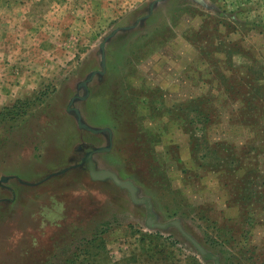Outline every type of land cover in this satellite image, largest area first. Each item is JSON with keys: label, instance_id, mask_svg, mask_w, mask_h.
Returning a JSON list of instances; mask_svg holds the SVG:
<instances>
[{"label": "rangeland", "instance_id": "obj_1", "mask_svg": "<svg viewBox=\"0 0 264 264\" xmlns=\"http://www.w3.org/2000/svg\"><path fill=\"white\" fill-rule=\"evenodd\" d=\"M156 1L0 0V264H264V0ZM110 100L98 168L140 203L87 163L48 176L81 162L74 119L34 141L48 105Z\"/></svg>", "mask_w": 264, "mask_h": 264}, {"label": "crops", "instance_id": "obj_2", "mask_svg": "<svg viewBox=\"0 0 264 264\" xmlns=\"http://www.w3.org/2000/svg\"><path fill=\"white\" fill-rule=\"evenodd\" d=\"M81 85H82V83H81ZM84 87H86V86H84ZM89 95H90V93H87V96L85 98H83V97L82 98L79 97V98L84 100V99H87L89 97ZM73 100H75V99L72 98L71 101H70V104H72V105L74 104V102H72ZM108 104H109V102H108ZM107 107H108V105H107ZM107 107L105 105H104V109L101 108V107H95L94 110L92 111L93 113L91 112L89 114L83 113V112H81V110L78 109L80 111L81 115H82L83 122L90 129L105 130L104 132H99V133H96V132H93L90 129H85V128L81 127V125L79 124V121H78V117H77L75 111L73 110L75 108H69V109L66 108V110H67V111L65 110L66 114L65 115L60 114L62 116L57 115L54 103L51 104V105H48L45 108L44 114L47 115L49 121L46 122V124L44 123V125H42L43 128L41 130L34 132V134H35L34 141H35L36 145H41V143L43 141H45V140L44 139L39 140L38 138L42 137L43 136L42 134H45V135L47 134L49 137L54 138V140L57 143L62 144L64 146H71L72 143H73V141H72L73 138H72L71 135L69 136V134L67 132V129H66V126H65L64 118H66V116H68L67 118L74 119V122L76 123V125H75L76 126V131L79 132L80 136L82 137V140L80 142L81 145H82L81 146L82 147L81 150H82V155H83V157L81 158V162L78 163V164H75V165L72 164V166H70L69 168L62 169L61 171H55V170L52 169L50 174H48V176L50 178H54V177H57V176H60V175L64 176L70 170L72 172L73 170H81V169H82V171H79L80 175L84 176L85 174L83 173V167H81V166L85 163L84 162V158L86 157L87 153L91 152L92 149L95 147L94 144L96 143V141H99V140H101L103 138H106L108 140V142H109V145L111 144L109 150H103L101 152H98V153L94 154L93 161L96 164L97 168H98V164H97L98 161L96 160V157L98 155L104 154L106 152L109 153V152L112 151L113 145L116 142V135H115L113 127H109V126H112L113 119H112V115L110 114V109H108ZM96 112H101L100 113V117L101 118H96V115H95ZM91 121L94 122V123H90ZM104 134H107V136H104ZM25 141H27V143H28V142H30V139H26ZM51 141H53V140H50V142ZM36 161L37 160L29 159V160H26L25 162H23V164H21L20 166H18L17 169L15 167L14 170H15L16 173L14 172L12 174V176L16 177L15 180L19 184L25 185V186H29V185L33 184V182H29V181L21 179L19 173L20 172H25L28 169H29V171H31V174L33 172H36V167H37L36 166V164H37ZM60 161H62V160H60ZM31 174H26L25 173L24 175H28L29 176ZM21 177H23V176H21ZM46 179H47V177H46ZM90 181L91 182H105V181L113 182L112 180L96 181V180H94L92 178H91ZM4 188L6 189V187H4ZM4 201L7 202L8 199L4 200ZM3 203L5 205V202H3Z\"/></svg>", "mask_w": 264, "mask_h": 264}, {"label": "water", "instance_id": "obj_3", "mask_svg": "<svg viewBox=\"0 0 264 264\" xmlns=\"http://www.w3.org/2000/svg\"><path fill=\"white\" fill-rule=\"evenodd\" d=\"M163 0H157L156 2H161ZM153 8V6H152ZM102 49V63L105 68L106 66V42H103L101 45ZM97 73H93L92 77L96 75ZM91 78L89 80H91ZM84 86H87V83L83 84ZM85 98V97H83ZM74 102V100L72 101ZM78 117L79 124L81 125L82 128L85 129H90L82 120V115L78 109H73ZM93 132L99 133V132H104L105 130H95V129H90ZM111 145V144H110ZM109 147H100V148H95L91 152L87 153L86 157L84 158V162L87 163V169L90 173V176L92 179L96 181H104V180H112L117 186H119L122 189H126L130 192L131 198L134 202L140 203V200L137 199L136 193H137V187L132 183L131 181H125L120 179V177L112 171L109 170H99L96 166V164L93 161V156L95 153L101 152L103 150H109ZM158 227L165 228L167 225L166 224H156ZM176 225L180 227V223L176 222ZM196 247L199 249V251L202 253V255L206 256L207 251L197 242L193 241Z\"/></svg>", "mask_w": 264, "mask_h": 264}, {"label": "trees", "instance_id": "obj_4", "mask_svg": "<svg viewBox=\"0 0 264 264\" xmlns=\"http://www.w3.org/2000/svg\"><path fill=\"white\" fill-rule=\"evenodd\" d=\"M109 104H110V105H108L107 108L110 109L111 111H114V104H115V103H114V100H110V101H109Z\"/></svg>", "mask_w": 264, "mask_h": 264}]
</instances>
